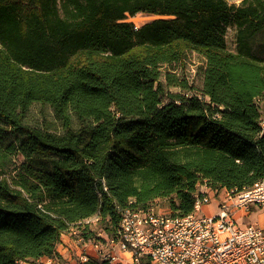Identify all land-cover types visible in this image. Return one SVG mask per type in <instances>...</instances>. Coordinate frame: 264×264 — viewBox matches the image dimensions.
I'll use <instances>...</instances> for the list:
<instances>
[{"label": "trees", "instance_id": "16d2710c", "mask_svg": "<svg viewBox=\"0 0 264 264\" xmlns=\"http://www.w3.org/2000/svg\"><path fill=\"white\" fill-rule=\"evenodd\" d=\"M229 1L0 0V264L55 256L72 227L101 241L126 207L168 197L186 215L198 184L263 177L264 56L251 38L264 0ZM138 12L159 17L135 27ZM33 103L59 127L27 122Z\"/></svg>", "mask_w": 264, "mask_h": 264}, {"label": "built area", "instance_id": "2783aa9c", "mask_svg": "<svg viewBox=\"0 0 264 264\" xmlns=\"http://www.w3.org/2000/svg\"><path fill=\"white\" fill-rule=\"evenodd\" d=\"M200 186L204 190L186 215L124 208L110 246L131 252L134 261L144 257L154 264H264V221L239 220L255 210L264 212V175L241 190ZM220 191L215 209L202 211ZM101 254L106 264H122L111 250Z\"/></svg>", "mask_w": 264, "mask_h": 264}, {"label": "rangeland", "instance_id": "374dc122", "mask_svg": "<svg viewBox=\"0 0 264 264\" xmlns=\"http://www.w3.org/2000/svg\"><path fill=\"white\" fill-rule=\"evenodd\" d=\"M233 1L236 4H238L240 2V0H230L229 2H233ZM157 17H159V16L154 15V14L144 13V12H138L134 16H128L127 15L126 20L133 22L135 27H138L141 24L148 22V21H150L154 18H157ZM235 34H236L235 25L230 24L229 26H227L226 33H225V41H226L227 48L230 50H235V48H236ZM251 39H252L251 40V49L253 51L252 53L263 57L264 56V28L262 27V29H260L258 32H256ZM198 63H199V58L196 55H194L193 53L189 54L188 59H187V63H186V69H185L186 71L185 72H186L188 79L190 81L193 80L194 83H196L198 80L197 79L198 74H197V71L195 69L196 65ZM170 89L172 91H176V92L177 91L183 92L179 87H171ZM25 120L29 123H32V124H42V125L52 124L51 126H58L59 127V122L55 119L53 111L51 110V108L48 105L43 104V103L42 104H40V103L31 104L28 111L26 112ZM22 159L23 158L20 154H15L14 156H12V160L16 164L20 163V161ZM200 190H204V189H202V186H200V184H198L197 185V191L199 192ZM222 195H223L222 191H220L217 194L215 193L214 195H212L211 203L217 204V202L221 199ZM169 199L170 198H168V197L167 198H158L157 197L156 199H154L151 202L150 206H148V207H150V208L152 207V209L154 211H157L160 213L168 212L169 214H172L170 212V209H169ZM260 216H261V214L252 213L250 215V221L256 220L257 218H260ZM95 220H97L96 217H92L89 219V221H92V222H96ZM74 228H76V227H74ZM99 232H101L100 228L97 229V233H99ZM113 235H107L105 241L104 240L98 241V239H89L90 242L95 247L96 253L98 255H100L101 258H102V254H101L102 252L104 253L106 251H110V250L112 251L114 246L118 247V245L110 246V244H109V239ZM102 260L103 261L99 264H106L107 261L104 259H102Z\"/></svg>", "mask_w": 264, "mask_h": 264}, {"label": "crops", "instance_id": "0c3cea01", "mask_svg": "<svg viewBox=\"0 0 264 264\" xmlns=\"http://www.w3.org/2000/svg\"><path fill=\"white\" fill-rule=\"evenodd\" d=\"M216 204L210 203L204 205L202 211L211 212L215 209ZM252 213L261 214L260 218L254 221H264V212L260 210H255ZM251 213V214H252ZM242 216L240 218L241 223L252 222L250 221V215ZM96 238L101 240L106 239V234L104 232H99L96 234ZM122 264H154L150 260H144L142 263L134 261L131 257V252L126 250H121L119 247L114 246L112 249ZM56 255L52 257H40L35 261H21L20 264H79L84 258L89 259L92 263H101L103 258L96 253V249L90 240H84L80 235V231L72 227L68 231L61 234L60 241L56 245Z\"/></svg>", "mask_w": 264, "mask_h": 264}]
</instances>
